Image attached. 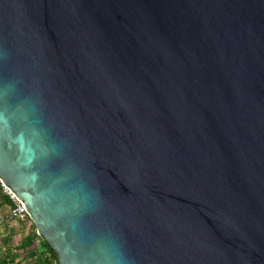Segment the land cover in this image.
Here are the masks:
<instances>
[{
	"label": "water",
	"instance_id": "water-1",
	"mask_svg": "<svg viewBox=\"0 0 264 264\" xmlns=\"http://www.w3.org/2000/svg\"><path fill=\"white\" fill-rule=\"evenodd\" d=\"M0 181L59 264H264V0H0Z\"/></svg>",
	"mask_w": 264,
	"mask_h": 264
},
{
	"label": "trees",
	"instance_id": "trees-1",
	"mask_svg": "<svg viewBox=\"0 0 264 264\" xmlns=\"http://www.w3.org/2000/svg\"><path fill=\"white\" fill-rule=\"evenodd\" d=\"M0 206L8 204L10 209L12 202L10 198L2 191V185L0 182ZM10 217V211H9ZM15 219V218H12ZM22 227L23 238L21 242L12 246L9 242L12 239V235L15 233L14 229L10 230V233L5 237L6 249L4 252H0V264H9L13 262L21 253L27 260L25 264H59L58 256L53 247L39 235L36 230L34 222H31V227L28 226L27 221L31 220L29 217L26 220L17 219ZM29 229L25 231V229ZM18 231V230H16Z\"/></svg>",
	"mask_w": 264,
	"mask_h": 264
},
{
	"label": "rangeland",
	"instance_id": "rangeland-1",
	"mask_svg": "<svg viewBox=\"0 0 264 264\" xmlns=\"http://www.w3.org/2000/svg\"><path fill=\"white\" fill-rule=\"evenodd\" d=\"M1 200V199H0ZM9 211L10 207L8 204H4L0 206V252H4L6 249V242L5 237L10 233L11 229L15 230V233L11 236L12 239L9 242L10 245L16 246L18 245L22 238H23V232L22 227L17 219H12L9 217ZM32 220H28L27 224L29 227H31ZM18 230V231H16ZM29 230L28 228L25 229V231ZM27 260L23 257V254L21 253L13 262L9 264H25Z\"/></svg>",
	"mask_w": 264,
	"mask_h": 264
},
{
	"label": "built area",
	"instance_id": "built-area-1",
	"mask_svg": "<svg viewBox=\"0 0 264 264\" xmlns=\"http://www.w3.org/2000/svg\"><path fill=\"white\" fill-rule=\"evenodd\" d=\"M1 182V181H0ZM2 191L10 198L12 206L10 209V217L15 219L26 220L29 218V214L25 207L24 202L16 195L10 186L1 182Z\"/></svg>",
	"mask_w": 264,
	"mask_h": 264
}]
</instances>
